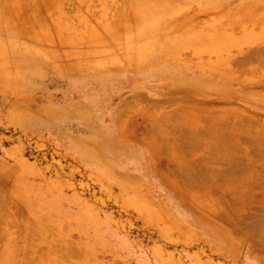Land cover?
I'll return each instance as SVG.
<instances>
[{
  "label": "rangeland",
  "instance_id": "374dc122",
  "mask_svg": "<svg viewBox=\"0 0 264 264\" xmlns=\"http://www.w3.org/2000/svg\"><path fill=\"white\" fill-rule=\"evenodd\" d=\"M57 1L56 8L53 0L11 4L17 13L24 9L19 18L24 26L32 22L29 10L47 24L44 9L50 7L51 14L62 17L60 26L69 18L78 31L59 27L69 34L35 41L12 31L13 21L5 23L6 5L0 0V30L12 59L47 54L34 73L32 68L17 69L10 60L6 71L11 81L0 80V160L9 168L0 177V218L13 219L12 228L0 229V251L1 241L11 242L5 233L28 231L34 236L20 244H28L23 247L30 252L46 249L45 241L56 247L49 254L52 260L46 257L49 264H264V108L251 107L236 96L264 95V37H259L264 34V0H159L184 12L151 27L160 35L153 57L137 67L124 58L120 69L91 74L64 72L52 57L85 62L87 50L93 49L89 42L96 46L106 41L103 38L110 47L119 41L125 56L130 36L124 26L137 20L111 18L118 2L127 7L132 0H116L107 19L102 0ZM106 24L115 27L111 33ZM200 27L218 35L226 30L232 44L225 50L229 55H198L191 47L177 57L156 53L163 41L168 45L186 37V29ZM9 30L12 36L6 35ZM227 57L230 67L223 63ZM227 69L232 70L230 76L222 72ZM19 72L25 73L24 79ZM250 72L258 76L256 82L247 80ZM14 109L25 111L27 118L12 120ZM128 171L136 176L133 187L123 175ZM27 221L34 227L24 229ZM62 240L69 245L67 254ZM15 255L24 260L21 264L46 262L45 257L25 260L24 248Z\"/></svg>",
  "mask_w": 264,
  "mask_h": 264
},
{
  "label": "bare ground",
  "instance_id": "6f19581e",
  "mask_svg": "<svg viewBox=\"0 0 264 264\" xmlns=\"http://www.w3.org/2000/svg\"><path fill=\"white\" fill-rule=\"evenodd\" d=\"M22 0H4V5H6V8H5V12H3V14L5 15V17H7V19L5 20V18L2 19L5 20V23L7 24V22H11L13 21V25L14 27H12V31L16 29V31H18L19 33H24L25 35L27 36H34L35 38V41L38 39H45L46 37L53 40V39H56L57 38H62L61 36L62 35H66L67 33L69 34V32H62L61 30H59L58 28L61 27L65 30H74V31H77L75 30V27L72 26V22L69 21V18H66V20L63 19V22L64 23V26H60V19H62V17H58L54 14H51L50 13V7H49V10L48 12H46V8L44 9V13L46 15V18H44L47 22L44 23L43 21L40 23V18L41 16L37 13V12H33V11H30L29 10V16L31 17L30 20H32V22H30V25L28 23H25V26L23 25V21L21 19H19L20 17H23L25 14V12H22L24 11V9L22 10H19V12L17 13V10L14 9L12 7V5L14 4H22L21 3ZM30 2L29 3H36L37 0H29ZM47 2V1H45ZM102 3H103V6H104V17L106 18V16L108 15V13L110 12V8L111 6L117 4L116 3V0H102ZM12 4V5H11ZM24 4V3H23ZM53 8L57 5L58 6V1L57 0H53V2L51 3ZM30 4H27V8L29 7ZM24 6V5H23ZM51 6V7H52ZM56 8V7H55ZM118 8L117 10L115 9V16L112 17L111 21H120V20H123V19H126L127 16H130L129 18L127 19H131L132 16L135 17V19L137 20V22L133 25V26H130V27H126L124 26L125 28V32H126V35L130 36V40H129V44L127 45V51L125 52V56L123 55V49H122V46L119 45V41L117 39L120 40V37L118 36L117 39L115 38V40L118 41V44L115 43L116 41L114 40L113 45H111L112 47H110L109 45V40L107 38H103L104 40L106 41H103V42H100L96 43V46L94 44L91 43V41L89 42L93 49H90V50H87L90 54V55H86V58H88L87 61L83 62V61H79V60H76V62L74 63H69V62H64L63 59H59L58 56H53L52 58L54 59H57L56 62V66L64 71V72H68V73H72V74H78V73H87V74H91V73H104L105 71H107L109 68H116V67H119L118 69L122 68L121 66L122 65V61L124 60V58H126L127 60H129V64L133 67H137L138 65H140V63L143 61V60H146L148 58H152L153 57V54H155V51H154V47H155V42L157 41V37L160 36L158 35L157 36V32L159 31V29H152L151 27L155 26V24L157 22H159L162 18L164 17H167V16H174L178 13H181L182 11L184 12V8L179 6V5H176V4H170L168 2H162V1H159V0H132L131 2H129L127 4V7L124 6V3H120L118 2V6L116 7ZM57 11V10H56ZM91 11V10H89ZM102 11V12H103ZM63 12V11H62ZM53 13V12H52ZM58 13V12H57ZM263 13V12H262ZM2 14V15H3ZM264 14V13H263ZM262 14V15H263ZM111 15V14H110ZM114 15V14H113ZM18 16V17H17ZM61 16V15H60ZM256 18V16H254ZM107 19V18H106ZM109 19V18H108ZM235 19V18H234ZM71 20V19H70ZM251 20V19H250ZM252 21H255V20H252ZM17 22V23H16ZM111 23V22H110ZM125 23H127L125 21ZM128 24V23H127ZM205 24H208L209 23H205ZM204 24V25H205ZM107 25L108 26H112V25H109V24H106V31L108 33H111L112 30L115 28V27H108L107 28ZM131 25V23H130ZM203 25V26H204ZM99 26V25H98ZM206 26V25H205ZM211 26V25H210ZM35 28H39V32L38 33H34L33 35L30 33H28V30H31V29H35ZM62 29V30H63ZM168 29H172L171 27L170 28H167ZM193 29V28H192ZM192 29H186V37H183L181 39H175L176 41L174 42H171V43H168V45L164 44L165 42L163 41V43H160L159 44V50L156 51V53H160V55H166L168 57H177L180 55L181 51L188 48V47H191V49H195L193 50L194 53L195 51H197L195 54H198V51H205L204 53H207V52H217L218 55H220V52H221V58L224 57V55H222L223 53L222 52H225V50H227V47H229L230 45L232 44H229L228 45V41L227 38L230 37V35H227V31L225 30L226 33H222L221 35H218L216 30L215 32H208V29L206 27H204V29L202 30L201 27L200 29L201 30H198V31H190ZM227 29V28H226ZM246 29V28H245ZM244 28L241 29V30H245ZM64 30V31H65ZM93 30V29H92ZM166 30V29H165ZM176 30V29H175ZM184 30V29H183ZM222 30V31H224ZM263 30V29H262ZM12 31H6V35L7 36H12L13 35V32ZM35 31V30H34ZM72 31V32H74ZM95 31V30H94ZM98 31V30H96ZM164 31V30H163ZM178 31V30H177ZM3 31L0 30V80H4L3 82H7V81H11L10 79V75L8 76L7 75V72L10 73L9 71H6L11 62H12V65H15L17 69H21V70H27V69H31L33 70L32 73L36 72L39 70V66L38 64L42 62V60L44 58H47V54L44 53V58L41 57V56H38V58H33V60L30 58V57H25V58H18L16 60V58H14V60L12 59L11 57V50L9 51L8 49V44L5 42V40L3 39L4 38V35L2 33ZM33 32V31H32ZM71 32V31H70ZM99 32V31H98ZM170 32V31H168ZM174 32V31H173ZM181 32V31H180ZM179 32V33H180ZM264 33V30L262 31ZM261 32V33H262ZM76 33V32H75ZM74 33V34H75ZM78 33V31H77ZM76 33V35H77ZM92 33V32H91ZM106 33V34H108ZM172 33V32H171ZM221 33V32H220ZM84 34V33H83ZM82 34V35H83ZM168 34V33H167ZM178 34V33H177ZM260 34V33H258ZM256 34V35H258ZM81 34L79 33V36ZM97 36H99L98 34H96ZM103 35V34H102ZM119 35V34H118ZM143 35H147L146 37L144 38H140L139 36H143ZM173 35V34H172ZM171 35V36H172ZM176 35V33L174 34ZM223 35V36H222ZM254 36H256L255 34H252ZM252 35L250 37H252ZM68 36V35H67ZM85 36V35H84ZM94 36V35H93ZM104 37L108 36V35H103ZM221 36V37H220ZM237 37H239L238 35H236ZM259 36V35H258ZM71 37V35H70ZM73 37V36H72ZM75 37V36H74ZM77 37V36H76ZM114 37V36H113ZM206 37H209L208 39H206ZM223 37V38H222ZM242 38V36H240ZM239 37V38H240ZM259 37H264V34H262V36L260 35ZM30 38V37H29ZM67 38V37H66ZM78 38V37H77ZM75 38V39H77ZM84 38V37H82ZM109 38H112L109 37ZM225 38V39H224ZM238 38V39H239ZM244 38V37H243ZM70 39V38H69ZM90 39V38H89ZM138 39H141L138 40ZM169 38H167L168 40ZM79 40V39H78ZM231 40V38H230ZM72 42H74L73 40H71ZM99 41V40H98ZM112 41V40H111ZM110 41V43H111ZM59 42V40H58ZM61 42V41H60ZM76 42V41H75ZM74 42V43H75ZM121 42H122V39H121ZM88 43V42H87ZM53 44V43H52ZM80 44V43H79ZM249 44V42H248ZM49 45V44H48ZM61 45V44H60ZM77 45V43H76ZM86 45V43H85ZM243 45V44H242ZM241 45V46H242ZM73 46V45H72ZM78 46V45H77ZM83 46V45H82ZM241 46L239 48H241ZM49 49V48H48ZM230 50V47L228 48ZM51 50V49H50ZM228 50V51H229ZM231 50H232V47H231ZM263 50V49H262ZM55 51V50H54ZM67 52H69L67 50ZM74 52V51H73ZM78 52V54H77ZM82 52H84L82 50ZM82 52L80 50L79 51H76V53H72V51H70L69 53H72V54H77L79 56H83L82 55ZM230 52V51H229ZM80 53V54H79ZM85 53V52H84ZM193 53V54H194ZM226 53L228 54V52H225V55ZM255 53V52H254ZM253 53V54H254ZM200 54V52H199ZM198 54V55H199ZM71 55V54H69ZM68 55V56H69ZM77 55H75V57L73 58H76L78 57ZM159 55V56H160ZM229 55V54H228ZM235 55V54H234ZM259 55V54H258ZM261 55V54H260ZM72 56V55H71ZM70 56V57H71ZM74 56V55H73ZM227 56V55H226ZM233 55H230L229 57H232ZM219 57V56H218ZM238 57V56H237ZM245 57V56H244ZM69 58V57H68ZM85 58V56H84ZM219 58V60L221 59ZM228 58V57H227ZM77 59H80V58H77ZM83 59V58H82ZM217 59V58H216ZM225 59V58H224ZM224 59H222L224 61ZM231 59V58H230ZM242 59V58H241ZM240 59V60H241ZM259 59V58H258ZM11 60V62H10ZM222 60H221V63L220 64H223V63H229L230 60L228 58V60H226L225 62L222 63ZM53 61V60H52ZM60 61V62H59ZM243 61V60H242ZM242 61L240 62V64H242ZM54 62V61H53ZM216 62V61H215ZM220 62V61H219ZM213 63L214 65V62H211V64ZM235 63V61L233 62V64ZM244 63V62H243ZM219 64V63H218ZM224 64V65H225ZM232 64V65H233ZM246 64V62H245ZM249 65V63H247ZM257 64V63H256ZM261 64V63H260ZM220 66V65H219ZM226 66H231V64L229 63V65H226ZM235 66V65H233ZM236 69L238 68L239 66V62H238V65H236ZM245 66V65H244ZM243 66V67H244ZM252 66V65H251ZM218 67V66H217ZM242 67V68H243ZM248 67V66H247ZM225 68V67H224ZM249 68V67H248ZM11 69V68H9ZM254 70V67L252 68ZM251 71V69H249ZM252 70V71H253ZM227 71V72H226ZM231 71L230 69H227V70H223L222 72H225L227 73L229 76L231 74ZM237 71V70H236ZM247 71V70H246ZM245 72V71H244ZM249 72V71H248ZM218 73V72H217ZM246 73V72H245ZM244 73V74H245ZM11 74V73H10ZM233 74V72H232ZM243 74V75H244ZM250 74V75H248ZM20 79H24L25 77V73H22V72H19L17 74ZM238 78H239V74H237ZM243 75H240V76H243ZM246 75V74H245ZM247 80L249 81H253V82H256V77H258L256 74L254 73H247ZM12 76V75H11ZM226 77V75H225ZM245 77V76H244ZM244 77H241V78H244ZM228 78V77H227ZM261 78V77H260ZM8 79V80H7ZM240 79V78H239ZM215 80V79H214ZM242 80V79H241ZM246 80V81H247ZM217 81V80H216ZM259 82V81H258ZM261 82V81H260ZM244 83V82H243ZM246 83V82H245ZM225 84V83H224ZM192 86V85H191ZM198 90H202V91H205L206 89L204 88H201V89H198ZM200 92V91H199ZM212 92L215 93V90L213 89ZM263 93V92H262ZM239 100L245 102L246 104L250 105L251 107H254V108H264V95H261V93H238V95H236ZM186 111V110H185ZM189 112V111H188ZM11 116H12V120H17L18 122L19 121H23L25 118H27V113L25 111H20L18 113H16V110L14 109L12 112H11ZM171 113V112H170ZM181 113V111H180ZM174 114V113H173ZM184 114V113H183ZM189 114H191V111L189 112ZM193 114V113H192ZM176 116V115H175ZM123 116L121 115V118ZM177 117V116H176ZM180 117V116H179ZM155 118V117H154ZM178 118V117H177ZM189 118V116H188ZM187 118V119H188ZM190 119H191V116H190ZM215 119V118H214ZM156 120V119H155ZM155 120H154V123H155ZM158 120V119H157ZM166 120V119H165ZM180 120V119H179ZM195 120V119H194ZM206 121V120H205ZM208 121V120H207ZM187 122V121H186ZM211 122H214V121H211ZM157 123V122H156ZM217 123V122H216ZM184 124V123H183ZM187 124V123H185ZM184 124V126H185ZM208 124H210V122H208ZM153 125V123H152ZM158 126H160V124H158ZM157 126V127H158ZM182 125V128L184 127ZM213 126V125H212ZM216 126V125H215ZM154 128V126H151ZM181 127V126H180ZM189 127V126H188ZM172 130V129H171ZM180 129H178L179 131ZM192 130V129H191ZM159 131V130H158ZM174 131V130H173ZM186 131V130H185ZM180 132V131H179ZM188 130L186 131V133L183 131L184 134H187ZM189 133V132H188ZM124 134V133H123ZM148 134V133H147ZM146 134V135H147ZM175 133H173L174 135ZM177 134V133H176ZM175 134V135H176ZM183 134V135H184ZM178 135V134H177ZM188 135V134H187ZM191 135V134H190ZM195 135V134H194ZM142 136V135H141ZM191 137H194V136H190L189 138ZM196 137V136H195ZM148 138V137H147ZM178 138V137H177ZM188 138V139H189ZM149 139V138H148ZM193 138L189 139V140H192ZM171 141H169L170 143ZM149 143H150V139H149ZM163 143V142H162ZM173 143V142H172ZM174 144V143H173ZM188 144V143H187ZM150 145V144H149ZM168 145V144H167ZM172 147H175L173 145H171ZM199 146V144H198ZM211 146V145H210ZM170 148V144L169 146H167ZM216 147V146H215ZM177 149V148H176ZM219 149V148H218ZM160 150V149H159ZM171 150V149H170ZM169 150V152L171 153V151ZM173 150V149H172ZM158 151V150H157ZM163 151V150H162ZM173 152V151H172ZM178 152V150H177ZM169 154V153H168ZM170 155V154H169ZM163 156V155H162ZM168 156V155H167ZM177 157V156H176ZM225 159V158H224ZM104 163H107L106 161ZM202 164V163H201ZM176 165V164H175ZM179 165V164H178ZM200 165V164H199ZM177 166V165H176ZM8 166L0 160V177L2 178L3 177V174H7L9 172V168H7ZM179 167V166H178ZM177 167V168H178ZM187 167V166H186ZM103 170H106V169H110L108 167H102ZM181 168V167H179ZM198 168V167H197ZM206 168V167H205ZM183 169V168H182ZM187 169V168H186ZM190 169V168H189ZM208 169V168H207ZM210 169V168H209ZM237 170V169H236ZM244 170V169H243ZM171 171V170H170ZM129 173H124L123 175L127 176V179H129L131 181V187L135 186V183H134V177L136 179V176H132V173L130 171H128ZM179 172V171H178ZM193 172V171H191ZM227 172V171H226ZM247 172V171H246ZM245 172V173H246ZM250 172V170H249ZM172 173V172H171ZM219 173V171H218ZM235 172H233L234 174ZM237 173V172H236ZM235 173V174H236ZM232 174V172H231ZM229 174V175H231ZM241 174V173H239ZM216 175V174H215ZM187 176V175H186ZM199 176V175H198ZM233 176V175H232ZM182 177V176H181ZM180 177V178H181ZM216 177V176H215ZM179 178V180H180ZM184 178V177H183ZM217 178V177H216ZM249 178V176H248ZM174 179V178H173ZM188 179V178H186ZM185 179V180H186ZM226 179V178H224ZM245 179V178H244ZM243 179V180H244ZM177 181V179H176ZM181 181V180H180ZM183 183H184V180H182ZM181 181V182H182ZM190 181V180H188ZM215 181V180H214ZM236 181V180H235ZM174 184L177 185V183L175 181H173ZM186 182V181H185ZM227 182V181H225ZM224 182V183H225ZM246 182V181H245ZM134 183V184H133ZM182 183V184H183ZM223 183V184H224ZM230 183V182H229ZM238 183V182H237ZM243 183V182H242ZM181 184V183H180ZM178 184V185H180ZM187 184V183H186ZM185 184V185H186ZM226 184V183H225ZM224 184V185H225ZM190 185V184H189ZM223 185V186H224ZM182 186V185H181ZM179 186V187H181ZM187 186V185H186ZM215 186H217L215 184ZM219 186V184H218ZM226 186V185H225ZM246 186V185H245ZM247 187V186H246ZM214 188V187H213ZM219 188V187H218ZM217 188V189H218ZM233 188V187H232ZM230 188V189H232ZM237 188V186H236ZM180 189V188H179ZM206 190H209L206 189ZM189 193V196H191L190 194L193 195V192H188ZM208 193V192H207ZM227 193V192H226ZM238 193V192H237ZM236 193V194H237ZM183 195V194H182ZM186 196H188V194L186 193ZM230 196H233L232 194ZM194 197V195H193ZM197 197V195H196ZM210 197V196H209ZM208 197V199H209ZM214 197V196H213ZM211 198L212 201L214 200V198ZM192 198V196H191ZM195 198V197H194ZM190 199L191 201L192 200H196V199ZM218 198V197H217ZM216 198V199H217ZM242 198V196H241ZM244 198H245V195H244ZM209 199V200H211ZM206 201V200H205ZM217 201V200H216ZM193 202V201H192ZM192 202L189 203L190 206H194V203L192 204ZM208 202V200L206 201ZM196 203H197V200H196ZM205 203V202H204ZM243 203V202H242ZM202 203H200V205L198 204V206L202 207L203 205H201ZM236 204V203H235ZM216 205V203L214 204ZM217 205H218V202H217ZM216 205V206H217ZM205 206V205H204ZM203 206V207H204ZM209 206V205H208ZM220 206V204H219ZM200 207V208H201ZM213 207V206H212ZM211 207V208H212ZM215 207V206H214ZM207 208V207H206ZM210 208V207H209ZM202 209V208H201ZM204 209V208H203ZM209 212L211 211L210 209H207ZM232 210V209H231ZM198 211H201L199 208H198ZM203 211V210H202ZM205 211V209H204ZM202 213V212H201ZM204 214L206 215V213L204 212ZM203 215V213H202ZM10 217V215L8 216ZM15 217V216H14ZM3 218V217H2ZM197 218V217H196ZM203 218V217H202ZM204 219V218H203ZM12 218L10 219H2L0 218V229L2 231H4V228H12L13 224H12ZM207 220V219H206ZM23 225V224H22ZM26 225H30V226H26ZM24 229H29V228H32L34 227L31 222H26L25 223V226L23 225ZM15 230V228H14ZM7 234L11 239V242H8V241H1L2 243V253H0V264H21L23 263L22 261H24L20 256L16 257L15 255V252H19L21 248H24L27 252H28V255L25 257L26 259L25 260H28V261H32L36 258H42V257H45V260H46V264H49L50 261H48V259H46V257H48L49 259L50 256L49 254L51 253L52 249L53 250H57L56 247H53L52 243L51 242H47L45 241V247L46 249H41L38 253V247L33 249L32 252H30V247H23L24 245H28L26 244L25 242H23V244H20V241H26L28 238L27 236H34L32 235L33 233L31 232H28L26 231L25 233H21V232H17V231H14V232H9V233H5ZM61 243H65V248L66 250L63 252L65 254H67V250L69 249V245L67 242H65L64 240L61 241ZM29 246V245H28ZM0 251V252H1ZM63 255V254H62ZM61 255V256H62ZM60 255L58 254L57 258L59 257ZM60 259V257H59ZM52 260V259H51ZM60 262V260H58ZM35 262V260H34ZM53 262V261H52ZM63 262V261H62ZM43 261L42 262H35V264H45ZM25 264V263H24Z\"/></svg>",
  "mask_w": 264,
  "mask_h": 264
}]
</instances>
